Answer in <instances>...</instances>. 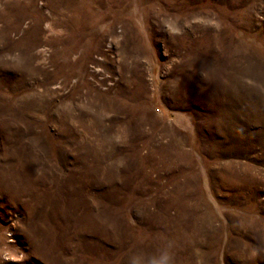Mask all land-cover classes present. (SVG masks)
Wrapping results in <instances>:
<instances>
[{
  "label": "rangeland",
  "instance_id": "1",
  "mask_svg": "<svg viewBox=\"0 0 264 264\" xmlns=\"http://www.w3.org/2000/svg\"><path fill=\"white\" fill-rule=\"evenodd\" d=\"M0 264H264V0H0Z\"/></svg>",
  "mask_w": 264,
  "mask_h": 264
},
{
  "label": "bare ground",
  "instance_id": "2",
  "mask_svg": "<svg viewBox=\"0 0 264 264\" xmlns=\"http://www.w3.org/2000/svg\"><path fill=\"white\" fill-rule=\"evenodd\" d=\"M206 47V46H205ZM137 91L136 93H138L136 96H132L130 97V99H132L133 101H135V103H140L141 101L145 100L147 97V92L145 91V86H143V82L140 80L138 81L137 83V86H136V90ZM132 95V94H131ZM151 117V121L153 123H158L157 122V119L155 118V116L152 114L150 115ZM130 121L126 122L124 125L127 127L130 123Z\"/></svg>",
  "mask_w": 264,
  "mask_h": 264
}]
</instances>
